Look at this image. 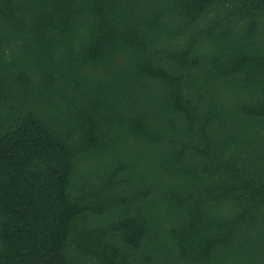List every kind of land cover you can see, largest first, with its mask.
<instances>
[{"label": "trees", "instance_id": "1", "mask_svg": "<svg viewBox=\"0 0 264 264\" xmlns=\"http://www.w3.org/2000/svg\"><path fill=\"white\" fill-rule=\"evenodd\" d=\"M0 264H264V0H0Z\"/></svg>", "mask_w": 264, "mask_h": 264}]
</instances>
